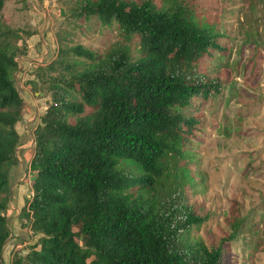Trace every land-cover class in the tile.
I'll return each instance as SVG.
<instances>
[{
  "label": "trees",
  "instance_id": "1",
  "mask_svg": "<svg viewBox=\"0 0 264 264\" xmlns=\"http://www.w3.org/2000/svg\"><path fill=\"white\" fill-rule=\"evenodd\" d=\"M204 8L194 0L75 3L76 19L114 24L124 43L102 55L79 44L58 49L71 63L47 66L68 76L50 78V101L31 132L33 179L18 223L36 242L25 253L13 248L9 264H223L225 242L243 234L245 215L233 199L225 235L208 243L192 235L214 214L189 203L184 172L185 145L199 131L186 109L219 105L231 85L227 63L216 75L201 68L214 52L225 54L202 21ZM22 33L0 21V264L24 109L15 85Z\"/></svg>",
  "mask_w": 264,
  "mask_h": 264
},
{
  "label": "rangeland",
  "instance_id": "2",
  "mask_svg": "<svg viewBox=\"0 0 264 264\" xmlns=\"http://www.w3.org/2000/svg\"><path fill=\"white\" fill-rule=\"evenodd\" d=\"M194 1L201 11L205 7L202 21L210 24L219 34L217 41L225 48L226 56L220 57L214 52L203 60L201 68L208 74L216 75L220 74V67L227 63L231 85L228 95L219 105L210 102L201 104L197 110L185 111L199 120L195 125L199 129V139L192 138L185 145L188 153L184 170L188 181V201L199 205L200 212L210 210L214 214L191 234L199 235L207 243L216 242L226 233L223 215L226 216L227 208L236 199L240 204L239 210L245 215L246 226L242 235L225 242L223 264H264V0ZM78 2L6 0L0 11L2 28L21 30V35L26 34L23 40L17 42L18 50L23 52L17 57L20 64L17 71L36 78L33 89H30L32 94L26 96L30 101L41 100L36 122H39L50 101L51 92L47 88L50 78L68 76L60 65L47 67L50 62L62 58H58V49L79 44L102 55L112 45L124 43L114 24L103 26L93 17L76 19L72 12ZM24 39L27 43L31 39L28 46L24 44ZM131 41L133 55L135 42ZM71 61L70 57L62 58L63 63ZM244 64L245 69L242 70ZM36 73L46 78L44 85L37 82ZM32 129L29 126L26 132H22L21 124H18L19 132L25 136L21 135L17 148L22 144L27 147L23 151L33 147ZM17 148V163L10 171L9 181L12 192L24 182L25 186L20 187L23 191L25 188L23 203L30 196L29 181L33 170L28 161L26 164L18 162L21 153L17 152ZM28 169L27 179L21 181ZM15 192L9 196L5 212L7 223L11 226L14 225V217L18 218L15 213L19 214L21 208L18 206L20 200L13 198ZM16 226L12 227L18 231ZM35 242L36 236L27 228H22L20 234L12 232L3 247L1 264L10 263L13 248L19 247L16 252L25 253Z\"/></svg>",
  "mask_w": 264,
  "mask_h": 264
},
{
  "label": "crops",
  "instance_id": "3",
  "mask_svg": "<svg viewBox=\"0 0 264 264\" xmlns=\"http://www.w3.org/2000/svg\"><path fill=\"white\" fill-rule=\"evenodd\" d=\"M25 40V39H24ZM31 40V39H30ZM30 40H28V43H27V40H25L26 41V43H24L25 45H27L28 46V44H29V41ZM28 50L30 51L31 49H29L28 48ZM32 70H28L27 72H31ZM18 72V73H17ZM15 74V85H16V88H17V90H18V93H19V95H20V97L22 98V100H23V102H24V109H23V112H22V116H21V119H20V121L19 122H17L16 124H17V127L15 128V130H16V132H17V134L19 135V139H20V137H21V135L22 136H25L24 135V133H20L19 132V130H18V124H21V129H22V132H26L27 131V129L29 128V126H32V127H35L39 122H36L37 121V117H38V115H36L37 114V112H40L41 111V109H40V111H37L38 110V108H39V106H38V104H40V102H41V100H33V101H30V100H27L26 99V96H30L32 93H30V89H33V82H36V78L35 79H33L34 77H31V76H28L27 74H24V75H22V74H20V71H17ZM20 74V75H19ZM30 75H32V74H30ZM22 78V79H21ZM19 81H21V84H19ZM25 85H26V87H28V88H26L25 87ZM20 86V87H19ZM28 93H30V95L28 94ZM33 95H35V93L33 94ZM43 105V104H42ZM43 109V108H42ZM36 122V123H35ZM26 142H24V144H25ZM25 148H27V147H25V145H20L18 148H17V152H19L20 151V153H21V159L18 161V162H20V163H22V162H25V164L27 163L26 161H28V165H29V159H30V157H31V154H32V147H30V149L29 150H24L23 151V149H25ZM27 156V157H26ZM28 159V160H27ZM23 165V164H22ZM14 167H15V165H14ZM23 170H25V167H24V169ZM29 171V169L27 170V172ZM29 175V172L28 173H25L24 172V174H23V176L20 178V180L21 181H24V179H27V176ZM32 177V175L31 176H29V178H28V181L30 180V178ZM18 185V184H17ZM23 186H25V184H24V182H23V184H22V182L21 183H19V185L17 186V187H15L14 188V192L16 193L15 195L16 196H14L13 198H15V200L16 201H18V200H20V204L18 205L19 206V208L23 205V203L21 202V200H22V198H23V194L25 193V188H24V191H23V189L22 188H20V187H23ZM11 187V186H10ZM12 188V187H11ZM26 190H27V188H26ZM14 192H12V189H11V193H10V195H12ZM11 198V197H10ZM9 205V204H8ZM21 205V206H20ZM16 215H18V212L17 213H15V216ZM18 218H15L14 217V225H12V226H15V225H17L16 227L18 228L17 230L18 231H16L12 226H11V224H9L8 223V226H9V229H10V236H11V233L13 232L15 235L18 233V234H20V231L22 230V228H20V226H19V223H18ZM17 232V233H16ZM5 246V245H4ZM3 252H4V248L2 249V254H1V259H2V256H3Z\"/></svg>",
  "mask_w": 264,
  "mask_h": 264
},
{
  "label": "built area",
  "instance_id": "4",
  "mask_svg": "<svg viewBox=\"0 0 264 264\" xmlns=\"http://www.w3.org/2000/svg\"><path fill=\"white\" fill-rule=\"evenodd\" d=\"M17 62H18V61H17ZM27 64H28V63H27ZM19 66H20V64L18 63V69H20V67H19Z\"/></svg>",
  "mask_w": 264,
  "mask_h": 264
},
{
  "label": "water",
  "instance_id": "5",
  "mask_svg": "<svg viewBox=\"0 0 264 264\" xmlns=\"http://www.w3.org/2000/svg\"><path fill=\"white\" fill-rule=\"evenodd\" d=\"M31 179H33V177Z\"/></svg>",
  "mask_w": 264,
  "mask_h": 264
}]
</instances>
